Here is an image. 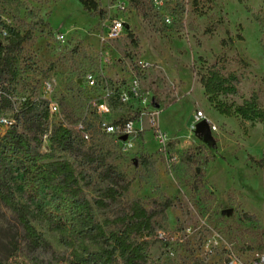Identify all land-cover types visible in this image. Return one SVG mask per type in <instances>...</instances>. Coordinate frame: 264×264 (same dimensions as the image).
Returning <instances> with one entry per match:
<instances>
[{"label":"rangeland","instance_id":"374dc122","mask_svg":"<svg viewBox=\"0 0 264 264\" xmlns=\"http://www.w3.org/2000/svg\"><path fill=\"white\" fill-rule=\"evenodd\" d=\"M92 1L0 0V43L12 30L27 37L0 75V118L34 135L23 104L46 116L38 150L72 162L84 194L107 202L94 205L100 222L135 199L149 210L171 199L153 228L133 237L145 242L146 264H224L229 253L264 251V121L220 113L200 81L216 66L235 87L217 101L236 107L255 94L264 110V0ZM115 20L124 29L112 39ZM202 120L210 139L196 133ZM129 121L132 131L106 130ZM57 125L71 131L72 147L51 143ZM0 179L30 206L40 234L34 246L0 204V264H70L78 243H64L39 213L55 208L54 192L40 187L32 198L3 168ZM124 183L115 200L105 197ZM86 244L103 262L105 243Z\"/></svg>","mask_w":264,"mask_h":264},{"label":"trees","instance_id":"16d2710c","mask_svg":"<svg viewBox=\"0 0 264 264\" xmlns=\"http://www.w3.org/2000/svg\"><path fill=\"white\" fill-rule=\"evenodd\" d=\"M80 1L86 8H90V2L95 5L92 0ZM26 39V35L12 30L7 37V43H0V75L12 71L14 53L20 49ZM200 81L209 100L215 103L220 113L228 116L237 114L243 118L264 121V110L257 104L255 94L244 99L242 104L236 107L216 100L220 93L235 91L231 79L224 76L216 66H212ZM25 110L27 111L24 112ZM21 111L25 116L24 128L37 129L38 133L42 134L43 119H46V116L37 112L34 104L28 100L23 104ZM2 127H5L4 131ZM37 134L30 135L19 130V123L12 122L11 125L5 126L0 122V168H3L7 175L19 179L32 198L38 196L40 187L54 192L55 208H41L39 213L56 224V229L64 243L70 246L78 243L81 252H75L70 264H146L145 242H138L133 237L151 230L154 218L172 204L171 199L167 198L158 205L160 208L151 210L147 209L139 199H135L130 202L126 212L100 222L94 214V205H106L107 202L103 198L91 200L84 194L82 176L72 162L40 152L38 145L41 139ZM49 139L53 145L60 146L64 150L74 145L71 131L62 125L51 129ZM14 169L20 174V178L13 176ZM128 184L124 183L120 187L121 190L115 186L109 187L105 191V197L115 200L127 190ZM0 204L13 212L18 229L33 242L34 246H38L40 234L30 221L34 213L28 204H20L15 199L11 185L5 179H0ZM87 240H100L105 243L102 250L105 257L103 262L99 263L94 256L96 254L88 252ZM84 253L89 255L84 256Z\"/></svg>","mask_w":264,"mask_h":264},{"label":"built area","instance_id":"2783aa9c","mask_svg":"<svg viewBox=\"0 0 264 264\" xmlns=\"http://www.w3.org/2000/svg\"><path fill=\"white\" fill-rule=\"evenodd\" d=\"M124 29V24L121 21L115 20L113 24L109 27V37L115 39L119 37ZM93 83V80H91ZM51 112H57L58 106L55 103L50 104ZM100 110L102 112H108L109 107L108 105L102 104L100 106ZM201 115V112L199 113ZM0 122L5 126H9L12 124V120L10 118L3 117L0 119ZM133 122L129 121L126 122L124 125L117 124V123H109L106 124V130L109 132H115L117 130H133ZM79 128L82 129V125H79ZM224 264H264V251H257L252 254H245L244 256L236 254V253H229L226 255Z\"/></svg>","mask_w":264,"mask_h":264},{"label":"water","instance_id":"95a60500","mask_svg":"<svg viewBox=\"0 0 264 264\" xmlns=\"http://www.w3.org/2000/svg\"><path fill=\"white\" fill-rule=\"evenodd\" d=\"M196 133L202 134L206 139L211 138V129L207 120H202L197 124Z\"/></svg>","mask_w":264,"mask_h":264}]
</instances>
